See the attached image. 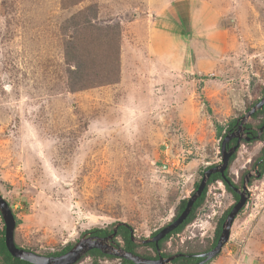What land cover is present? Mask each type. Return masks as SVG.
<instances>
[{
	"label": "rangeland",
	"instance_id": "obj_1",
	"mask_svg": "<svg viewBox=\"0 0 264 264\" xmlns=\"http://www.w3.org/2000/svg\"><path fill=\"white\" fill-rule=\"evenodd\" d=\"M70 43L85 89L69 87ZM263 91L264 0H0V196L14 243L51 257L124 223L137 254L154 256L141 242L221 162L227 126ZM263 150L264 135L238 147L227 175L248 198L206 264H264V174L252 166ZM233 200L208 185L160 253L208 250ZM94 261L121 264H76Z\"/></svg>",
	"mask_w": 264,
	"mask_h": 264
},
{
	"label": "water",
	"instance_id": "obj_2",
	"mask_svg": "<svg viewBox=\"0 0 264 264\" xmlns=\"http://www.w3.org/2000/svg\"><path fill=\"white\" fill-rule=\"evenodd\" d=\"M264 106V91L262 98L243 116L237 125L236 132L225 135L220 143V154L221 162L218 165L207 168L202 175L201 181L198 184L197 189L189 196L186 201L184 209L181 213L174 217L168 224L162 227L155 235L147 238L141 242L142 245L153 243L158 250V243L167 234L178 228L190 214L192 207L196 200L201 196L204 188L206 187L208 179L213 174H219L225 178V171L229 166L230 157L237 151L238 147L242 142H249V137H243L246 120L249 119L255 112L260 110ZM264 129V124L259 128L257 138L261 135ZM242 134V135H241ZM232 138H236V144L226 150V145ZM239 199L235 205L231 208L227 214L225 220L222 223L221 232L217 239L215 246L206 253L199 255L202 260L197 264H206L215 258L220 252L222 247L227 243L230 235V228L238 214V212L245 206L248 196L246 195V187L243 185L240 191H238ZM0 216L4 223V243L5 246L13 258L19 259L29 264H76L91 250H98L102 254L111 255L116 258L130 261L133 264H169L173 259L179 255L171 256L168 258H162L159 256L157 259H148L135 255L133 253L124 251L119 247H115L113 238L116 235L117 227L126 225L124 223H118L113 229L112 233L106 237H82L78 242L67 252L59 256L45 257L35 253L25 251L18 248L14 243V230H15V219L10 210L9 205L0 196ZM132 238V232H131Z\"/></svg>",
	"mask_w": 264,
	"mask_h": 264
},
{
	"label": "trees",
	"instance_id": "obj_3",
	"mask_svg": "<svg viewBox=\"0 0 264 264\" xmlns=\"http://www.w3.org/2000/svg\"><path fill=\"white\" fill-rule=\"evenodd\" d=\"M76 52L77 51L75 50V47H73L71 45V43L69 45L67 44V46L65 48V63L68 66V83H69V87L71 89L80 90V89H85L87 87V80H85L83 78V75H84V73L86 71V66L79 61L80 58H76V56H75ZM76 59H77V61H76ZM253 105H255V104H253ZM262 112H264V106L260 110L255 112L251 117L252 118H256ZM234 122L230 123L229 125L232 127ZM263 124H264V119L258 121V123L256 124V132L253 133V134H255L257 136L259 128ZM263 135H264V129H263L261 135L258 138L257 137L252 138L249 142L251 143V142H255V141H260L262 139ZM235 155H236V152L230 157L229 165L234 160ZM263 156H264V150H263V155H261L259 158H257L255 160V162L253 163V165H252L258 171V176H256L258 179L264 174V158H263ZM224 175H225V178L221 177L219 174H213L208 179L206 187L204 188L201 196L194 203V205L192 207V210H191L190 214L188 215V217L186 218V220L178 228H176L175 230H173L172 232L167 234L161 241H159L158 250L156 249V247H155V245L153 243H148V244L143 245L145 247H149L155 253V255L154 256H150L148 254H142V257L152 259V258H155L156 256L159 255V252L162 249V245L172 235L178 234L192 220V217H193L196 209L202 204V202L204 200L208 185H210L214 181H220L223 184L225 190L227 192L231 193L234 198H237V195L234 193L233 188H230V183L231 182H230V180L227 177V170L225 171ZM197 187H198V184H194V191L197 189ZM186 201H187V199H184V200L179 202V205L176 208V212H175V216L174 217H177L181 213V211L185 207ZM228 212H229V210H227L225 212V214L223 215L222 220H221V224H222L225 216L228 214ZM221 224H220L219 228L217 229V232L215 234V237H214V240L212 242V245L208 249H210L216 243V241L218 239V236L220 234ZM159 230L154 232L152 234V236L155 235ZM131 232H132V230H131V228L129 226L121 225V226L117 227L116 235L113 238V240H115L116 237H120L122 242H123L122 249L124 251L130 252V253H133V254H137V252H136L137 244H135L132 241ZM111 233H112V230L111 231H106V230L94 229V230H91L90 232H88L87 234L88 235L97 236V237H106V236L110 235ZM68 250H69V247L65 248L64 250H62L61 252H59L57 254H53L52 256L62 255L65 252H67ZM206 250H204L203 252H205ZM188 254H192V253H188ZM85 256L111 257V256H108V255L102 254L98 250H91ZM120 260H121V264H133L130 261H127V260H124V259H120ZM193 260L194 259L192 257L181 258L180 256H177L174 259V262L177 263V264L178 263H180V264H192ZM0 264H29V263H26V262L21 261L19 259L13 258L10 255V253L8 252V250H7L6 246H5V243H4V230L3 229L0 232ZM94 264H97L96 261H94Z\"/></svg>",
	"mask_w": 264,
	"mask_h": 264
},
{
	"label": "flooded vegetation",
	"instance_id": "obj_4",
	"mask_svg": "<svg viewBox=\"0 0 264 264\" xmlns=\"http://www.w3.org/2000/svg\"><path fill=\"white\" fill-rule=\"evenodd\" d=\"M260 100V99H259ZM258 100V101H259ZM257 101V102H258ZM256 102V103H257ZM238 121L239 120H236L234 123H233V126L231 127L230 125H228L227 126V131L225 132V134H224V136L225 135H227V134H231V133H233V132H236V130H237V125H238ZM245 126V129H244V133H242L243 134V137H249L250 138V140L252 139V138H255V137H257L255 134H253V133H255L256 132V129L255 128H253V127H251V126H249L247 123L244 125ZM262 133V132H261ZM241 134V135H242ZM223 136V137H224ZM236 144V138H232L231 140H230V142L226 145V150H228V149H230V148H232L234 145ZM219 164V163H218ZM217 164V165H218ZM215 166V165H214ZM227 174H228V168H227ZM227 177H228V175H227ZM222 184V183H221ZM223 185V184H222ZM230 188H233V191H234V193L237 195V198H234V200H233V204H232V206L229 208V211L231 210V208L233 207V205H235L236 203H237V201H238V199H239V196H238V191H240V189H237L238 188V183L237 184H232V183H230ZM242 188V187H241ZM229 213V212H228ZM227 216V215H226ZM226 216H225V218H226ZM225 218H224V220H225ZM223 220V221H224ZM223 223V222H222ZM221 227H222V224H221ZM220 232H221V228H220ZM88 235V234H87ZM220 235V234H219ZM93 235H88L87 237H92ZM93 237H97V236H93ZM219 237V236H218ZM217 242V241H216ZM216 244V243H215ZM215 244L210 248V249H208V250H206L205 252H202V253H200V254H179V256L181 257V258H186V257H192L194 260H193V263L192 264H197L198 262H200L201 260H202V258L199 256V255H201V254H203V253H206V252H208L209 250H211L214 246H215ZM135 255H137V254H135ZM176 255H178V254H176ZM159 256H161L162 258H167L166 256H164L163 254H161L160 252H159V255L158 256H156L155 258H152V259H157ZM142 257V256H141ZM149 259V258H148ZM169 264H177V263H175L174 262V259L169 263ZM178 264H180V263H178Z\"/></svg>",
	"mask_w": 264,
	"mask_h": 264
}]
</instances>
